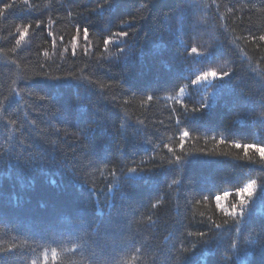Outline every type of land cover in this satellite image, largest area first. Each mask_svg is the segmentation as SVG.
I'll list each match as a JSON object with an SVG mask.
<instances>
[{
	"label": "trees",
	"instance_id": "obj_1",
	"mask_svg": "<svg viewBox=\"0 0 264 264\" xmlns=\"http://www.w3.org/2000/svg\"><path fill=\"white\" fill-rule=\"evenodd\" d=\"M0 12V264H264V0Z\"/></svg>",
	"mask_w": 264,
	"mask_h": 264
},
{
	"label": "snow or ice",
	"instance_id": "obj_2",
	"mask_svg": "<svg viewBox=\"0 0 264 264\" xmlns=\"http://www.w3.org/2000/svg\"><path fill=\"white\" fill-rule=\"evenodd\" d=\"M0 2H3V0H0ZM23 3H24L25 5H28V4H29V0H23ZM14 7H16V5H15L14 3H4V4H3V11L6 12V11H8V10L13 9ZM102 7H103V6H102ZM0 15H3V12H0ZM40 23H42V21H41V22H38V23L36 24V27H37V28L40 27ZM125 23H126L127 25H131V24H133L134 22H133L132 20H129V21H126ZM30 27H31V25L29 24L28 27L25 28L24 32L21 33V34L19 35V39L16 40L17 45H19L20 42H21L22 40H24L25 36L28 35V28H30ZM76 31H77V34H78V35H77V37H74V40H76V39L79 38V33H80L81 29L78 27V28L76 29ZM82 31H83V38H84V41H85V43H87L88 38H89V29H88V27H84V28L82 29ZM115 35H116L117 37L126 38V37L129 36V33H128V31H124V30H122V31H120V32H118V33H115ZM253 39H255V37H253ZM259 39L262 40V41H264V35H261V36L259 37ZM53 42H54V41H53ZM104 44H105L106 46H107V45H110V44H117V47L119 48V44L117 43V41H114L111 37L105 39V40H104ZM119 51H120V52H123L124 49H123V48H119ZM191 51H192L193 53H196V52H197V49H196V48H192ZM45 55H47V53H45ZM217 75H218V74H217L215 71H212V72H206V73H204L201 77H199V80L207 81L209 77L216 78ZM228 75H229V73H223V74L220 75V78L223 79L224 76H228ZM60 79H61L60 77L50 78L51 81H58V80H60ZM194 83H195V82H194ZM148 99L151 100L152 97L149 96ZM202 107L207 108V107H209V105H202ZM194 111H195V110H194ZM188 135H189V133H188L187 131H185V132L183 133V137H185V138L188 137ZM224 142H225V141H224L223 139H221L220 143H224ZM183 146H184V145H183V139H182V142H181V144H180V147L183 148ZM234 146H235L236 148H241V147H243V148L245 149V154H247V150H248V149H252V148H254L256 152L260 153L261 156L264 157V147H260V146L252 145V144L241 145V144H239V143H236ZM171 150H172V149H170V151H171ZM180 161H181V157H180V156H176V157H175V162H176V163H179ZM129 171H130L131 173H136L137 170H136L135 168H132V169H130ZM52 183L55 184V181L53 180ZM256 187H257V185H256V181H252L251 183L247 184L246 186L240 188V189L238 190V195H239V197H240L239 202H238L237 204H233L232 207H231L230 209L224 207V206L220 203V201H221L222 198H221L220 196H217V197L215 198V199H216V202H217V207L220 209L221 212L225 213L226 215H228V216H230V217H233L234 219L244 217V215H245V211H244V209H245V207H246L248 201H249V200L255 195ZM261 189H262V188H261ZM236 223H239V219H236ZM214 226H215L216 228H220V227H221V225H219V224H215ZM235 230H236L237 232L240 231L239 228H236ZM189 235H192V233H189ZM198 235L201 236V237H203V236L205 235V233H204V232H200V233H198ZM53 259H55V253H53Z\"/></svg>",
	"mask_w": 264,
	"mask_h": 264
},
{
	"label": "rangeland",
	"instance_id": "obj_3",
	"mask_svg": "<svg viewBox=\"0 0 264 264\" xmlns=\"http://www.w3.org/2000/svg\"><path fill=\"white\" fill-rule=\"evenodd\" d=\"M186 94V88L184 87L183 89H181V92L177 95L178 98H182L184 95ZM252 181L247 182L245 185H243L242 187L246 186L247 184L251 183ZM241 187V188H242ZM240 189V188H239ZM230 190V191H226L222 194H219L217 196H220L222 199L220 201V203L227 208V203H228V199L231 195H234L232 198V201L234 202V204H237L239 202V195H238V190Z\"/></svg>",
	"mask_w": 264,
	"mask_h": 264
}]
</instances>
